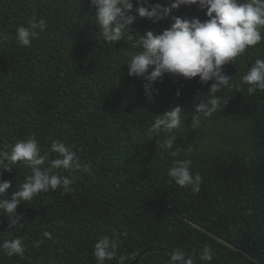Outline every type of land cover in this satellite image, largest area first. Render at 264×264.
<instances>
[{
	"label": "trees",
	"instance_id": "16d2710c",
	"mask_svg": "<svg viewBox=\"0 0 264 264\" xmlns=\"http://www.w3.org/2000/svg\"><path fill=\"white\" fill-rule=\"evenodd\" d=\"M94 13L90 0H0V34L8 36L0 42V153L34 136L49 168L56 158L51 143L59 140L87 167L49 169L72 178L71 191L57 188L21 202L16 211L23 226L9 227L0 211V243L20 237L25 247L23 256L0 250V264H96L94 246L105 235L119 245L106 264H118L125 254V264H168L174 249L194 264H264V90L249 95L242 80L264 59V27L257 45L223 66L230 78L217 93L220 109L192 125L197 97L206 99L214 81L164 74L149 101L147 81L130 76L125 64L137 49L126 37L105 42ZM33 16L46 28L20 46L16 29ZM172 16L208 18L198 5H182ZM171 23V17L137 16L127 32L161 33ZM177 105L185 124L171 134L180 148L173 157L163 146L170 134L154 137L148 128L155 115ZM180 159H190L191 173L201 176L199 193L168 176ZM12 167L8 172L0 165L2 179L12 184L0 198L31 175L23 162ZM206 245L210 262L200 259Z\"/></svg>",
	"mask_w": 264,
	"mask_h": 264
},
{
	"label": "clouds",
	"instance_id": "9594fccd",
	"mask_svg": "<svg viewBox=\"0 0 264 264\" xmlns=\"http://www.w3.org/2000/svg\"><path fill=\"white\" fill-rule=\"evenodd\" d=\"M95 8V24L105 42H118L125 39L131 42L135 51L126 61L129 75L144 78L145 94L149 101L154 99L153 92L158 95V90L153 88L155 82L161 80L164 74L183 76L185 79L199 77L202 83L214 81L210 91L202 100L197 97L195 113L192 115V125L198 124L202 117L207 118L216 113L222 103V98L217 95L222 87L229 85V76L223 72V66L235 62L246 48L257 45L262 40L261 27H264V0H170L168 5L150 4L149 0H90ZM182 5H198L201 10H206L208 17L204 21L199 18H181L172 16L175 9ZM147 18L153 22L171 17L169 28L161 33L148 30L144 34H128L127 30L137 19ZM29 26H18L16 29V43L20 46H29L39 31H44L46 24L43 20L32 17ZM8 39L7 34H0V42ZM151 69V71H150ZM243 83L249 85L248 94H254L257 89L264 90V59H256L252 66L242 77ZM179 96L180 93L177 92ZM185 124V114L181 106L177 105L162 115H155L154 122L148 132L154 137L161 132L170 134L166 137L164 147L171 150L170 155L176 157L180 148H174L175 135H171L181 124ZM51 153L56 158L50 161L49 168H44L45 157L40 155V148L35 137L18 141L10 152L0 153V165L3 171L11 172L13 165L23 162L31 169V175L14 191L9 198H0V211L10 219L9 227L22 225L23 217L17 214V207L21 202H29L34 195L40 192L55 191L62 188L64 192L71 191L73 179L69 176L57 175L49 169H64L70 172L80 170L82 166L76 152L64 142L54 140L51 143ZM5 161L7 163H5ZM192 161L180 159L173 161L168 170V176L181 187H191L193 193L200 192L202 178L199 174L191 173ZM0 171V197L8 196L12 187L10 181L2 179ZM45 237L51 238V233L45 231ZM42 241L36 242L39 247ZM119 245L117 240L110 239L107 235L95 243L93 256L96 264H106V261L117 257ZM0 250L6 255L23 256L25 247L20 237L5 240L0 243ZM129 259L127 254L118 258V264H125ZM200 259L210 262L213 259L210 246H204ZM168 264H194L191 256L180 249H174L169 254Z\"/></svg>",
	"mask_w": 264,
	"mask_h": 264
}]
</instances>
